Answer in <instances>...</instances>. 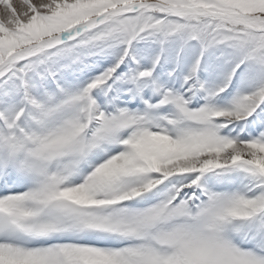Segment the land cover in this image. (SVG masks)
<instances>
[{
	"label": "snow or ice",
	"instance_id": "1",
	"mask_svg": "<svg viewBox=\"0 0 264 264\" xmlns=\"http://www.w3.org/2000/svg\"><path fill=\"white\" fill-rule=\"evenodd\" d=\"M0 264H264V0H0Z\"/></svg>",
	"mask_w": 264,
	"mask_h": 264
}]
</instances>
